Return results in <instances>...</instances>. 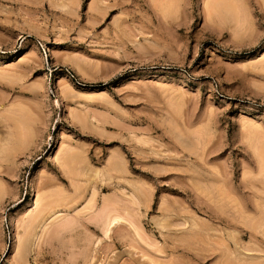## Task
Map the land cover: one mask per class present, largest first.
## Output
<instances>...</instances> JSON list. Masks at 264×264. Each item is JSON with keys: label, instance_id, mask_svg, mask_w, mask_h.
<instances>
[{"label": "rangeland", "instance_id": "1", "mask_svg": "<svg viewBox=\"0 0 264 264\" xmlns=\"http://www.w3.org/2000/svg\"><path fill=\"white\" fill-rule=\"evenodd\" d=\"M0 264H264V0H0Z\"/></svg>", "mask_w": 264, "mask_h": 264}, {"label": "bare ground", "instance_id": "2", "mask_svg": "<svg viewBox=\"0 0 264 264\" xmlns=\"http://www.w3.org/2000/svg\"><path fill=\"white\" fill-rule=\"evenodd\" d=\"M222 1V0H221ZM220 2V1H219ZM226 2H227V0H226ZM224 4H225V2H223ZM222 3V5H224ZM217 4V3H216ZM118 222H120L119 221V219L118 218H115V219H113V220H111L110 222H109V225H107V226H109V228L112 226V225H115L116 223H118ZM29 227H31V226H29ZM108 229V228H107ZM110 230V229H109Z\"/></svg>", "mask_w": 264, "mask_h": 264}]
</instances>
